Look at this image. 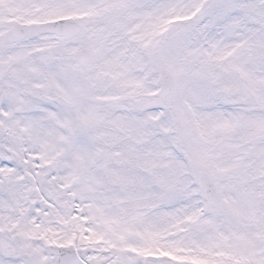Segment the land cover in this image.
<instances>
[{
	"label": "snow or ice",
	"instance_id": "obj_1",
	"mask_svg": "<svg viewBox=\"0 0 264 264\" xmlns=\"http://www.w3.org/2000/svg\"><path fill=\"white\" fill-rule=\"evenodd\" d=\"M0 264H264V0H0Z\"/></svg>",
	"mask_w": 264,
	"mask_h": 264
}]
</instances>
